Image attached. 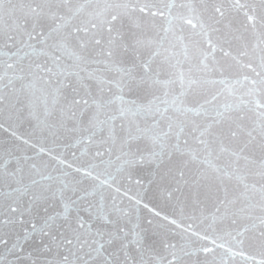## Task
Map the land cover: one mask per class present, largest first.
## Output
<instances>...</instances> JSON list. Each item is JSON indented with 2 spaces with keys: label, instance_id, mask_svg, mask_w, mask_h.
<instances>
[{
  "label": "snow or ice",
  "instance_id": "6c2138e0",
  "mask_svg": "<svg viewBox=\"0 0 264 264\" xmlns=\"http://www.w3.org/2000/svg\"><path fill=\"white\" fill-rule=\"evenodd\" d=\"M0 264H264V0H0Z\"/></svg>",
  "mask_w": 264,
  "mask_h": 264
}]
</instances>
